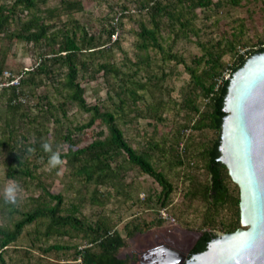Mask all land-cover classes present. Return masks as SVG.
Instances as JSON below:
<instances>
[{"label": "trees", "instance_id": "1", "mask_svg": "<svg viewBox=\"0 0 264 264\" xmlns=\"http://www.w3.org/2000/svg\"><path fill=\"white\" fill-rule=\"evenodd\" d=\"M49 1L0 0V84L6 70L8 48L3 45L5 42H23L39 52L31 70H27L15 84L0 87V94L6 96L7 110L0 136V148L5 154V177L36 179L34 172L42 162L39 164L34 160L27 149L34 148L40 156L46 153L40 140L44 135L43 127L34 118L36 127L30 130L25 125L21 128L15 111L21 107L20 96L26 91L31 93L41 85H52L63 101L42 104L39 112L42 119L47 117V121L61 125L59 113L66 117L64 108L68 102L90 114L86 123L64 126L58 135L67 144L66 152L60 153L65 161L62 164L64 174L84 187L93 185L86 197L91 205L102 207L112 197V191L121 195V184L127 171L135 169L159 186L155 203L158 208H166L171 204L176 188L157 169L155 158L171 152L174 165L180 171L185 168L187 171L183 196L190 203L200 202L204 206L202 226L219 227L224 233L239 229V190L219 160L224 98L229 81L224 78V73L232 75L243 66L247 57L240 53L241 49L249 48L248 56L264 50L261 47L264 41V0H135L139 16L134 20L137 24L134 61L124 56L120 63L113 61L105 45L112 35L117 34L123 18L133 19L132 13L122 12L114 23L109 24L105 29L107 41L104 42L73 18L72 14L83 11L84 0H58L53 6L47 5ZM239 8H246V17L239 16L221 23L219 13L227 14ZM255 14L260 16L263 29L256 35L257 46L247 38L246 24L247 21L252 23ZM205 32L208 36L202 39ZM192 39L200 49L199 55L187 60L173 50L179 40ZM179 65L188 77L186 89L182 90L188 115L185 123L178 127L174 144L166 148L164 143L147 138L146 146H133L125 137L122 126L135 124L139 127V119L148 120L146 124L153 127L166 121L164 113L169 104L174 103L168 84L178 74L172 68ZM99 73H102L107 87L106 98L112 109L89 105L84 98L81 80H94ZM11 79L9 77L8 81ZM44 99L49 100L47 96ZM93 126L98 130L93 133L92 140L80 146L81 139H74L73 134L82 135ZM181 128L191 130L188 139L193 142L191 147L190 143L185 144L182 151L179 150ZM46 154L45 162L50 155ZM200 171L205 173V179L198 177ZM40 185L42 193L37 196V204L28 211L19 212L16 205L5 204L3 198L0 199V213H6L9 218L19 214L12 228L0 225V264H63L69 256L54 262L48 258L49 253L70 249L73 250L70 260L75 264H130L127 257L119 256L126 239L161 225L159 220L132 221L123 225L122 234L114 229L106 216L88 220L77 215L74 204L70 205L71 210L62 208V194H52L43 184ZM29 225L36 227L29 234V247L23 251L14 250L13 261L8 247ZM39 226L43 229L40 230ZM215 236L212 230L204 231L194 252L203 251ZM63 237L80 238L85 244L82 247L79 244H44L51 238ZM33 250L39 251V256L34 257Z\"/></svg>", "mask_w": 264, "mask_h": 264}, {"label": "rangeland", "instance_id": "2", "mask_svg": "<svg viewBox=\"0 0 264 264\" xmlns=\"http://www.w3.org/2000/svg\"><path fill=\"white\" fill-rule=\"evenodd\" d=\"M8 2L9 0H5ZM135 0H84V9L80 13H74L73 18L78 19L82 24L86 26L88 31L100 37L101 41H107V36L105 29L109 24L116 21L115 18L121 16L122 12H129L133 14V19L123 18L121 27H117V34L115 39L110 37L107 44L109 54L114 62L120 63L124 56H127L131 61H134V41L136 37L134 32L136 31L137 24L134 21L138 18ZM215 1V0H214ZM58 0H50L47 4L48 6H53L57 4ZM125 8V10H123ZM197 12H200L199 10ZM203 13L200 14L202 16ZM246 17V8L235 9L231 12L219 13L218 18H220L221 23L229 22L234 20L236 17ZM255 16V17H254ZM253 16L252 23L247 21V38L257 46V34H261L262 23L261 18L258 15ZM63 19L66 16L62 17ZM208 32L201 35L202 39L207 38ZM187 40H179L173 47V50L178 54L189 60L194 55L200 54V49L194 43ZM118 42V43H117ZM264 42V41H263ZM262 42V43H263ZM117 43V46L115 45ZM5 48H8L7 58H6V70L3 74V81L0 87H5L8 84H15L16 80L24 75L27 70H31L37 59L38 50L32 48L31 45H26L23 42H5ZM1 46V44H0ZM226 60L229 61L228 58ZM174 72H178L169 81L170 96L174 100V103H170L169 107L166 109L164 116L166 121L161 124L147 125L148 120L139 119V127L135 124L129 126H122L125 137L133 144V146L143 147L146 146L147 138H152L154 141L159 143H164L165 147L168 148L174 144V140L177 136V131L179 125L185 123L187 120L188 110L185 108L183 103V92L186 89L185 86L188 82L187 75L183 72L182 66L172 68ZM12 77V81H8V78ZM88 77V76H87ZM81 84L84 88V98L89 105L98 104L101 108L106 106L112 109L110 102L107 100V87L102 78V73L96 75V79L90 80L89 78H84L81 80ZM58 92V91H57ZM48 97V102L45 97ZM6 96L0 94V136L1 128L3 127L4 119L7 115ZM21 107L15 112V117L17 119V124H20L21 128L27 125V127L34 128L37 126L33 122L34 118H37L43 127L44 135L41 137V143L49 142L52 144L53 150H59L60 153L66 152L67 144L62 138H59L58 132L64 128V126H75L77 124L86 123L90 114L81 111L74 103L68 102L65 105L66 117H61V125H54L52 121L42 119L39 114L41 112L40 108L42 104H56L57 102H62L63 99L61 95L55 92L52 85L39 86L34 88L33 92H25L24 96H20ZM23 100V101H22ZM47 102V103H46ZM22 118L23 120H20ZM34 126V127H33ZM38 128V127H37ZM36 128V129H37ZM154 128V129H153ZM98 130L97 126H93L86 129L82 135L77 133L73 134L74 139H81L79 143L80 146L92 140V135ZM182 128L179 130L180 134ZM42 132V133H43ZM47 132V133H46ZM181 142L185 144L190 143L188 137L181 136ZM32 142V139L29 140ZM193 142L190 143V147ZM39 151L32 153L30 155L34 160L41 165L34 172L36 179H30L29 177H19L17 179H10L5 177V166H4V151L0 148V199L3 198V189L8 184L9 181H17L21 187L24 189L23 197L21 201L16 205L19 212H25L34 207L37 204V196L42 193L41 185L43 184L49 192L52 194H62L63 205L62 208L71 210L70 205H75L77 210V215L80 217H85L88 220H95L98 216H106L114 225L115 230L121 231L123 234V225L132 221L139 220H159L161 221L160 226H154L142 234L139 233L136 236H132L126 239L125 246L119 251V256L132 252V246L144 244L145 238L143 235L147 232H152V236L158 235L160 233H165L168 226L179 225L180 228H186L192 231H209L222 232L219 227L208 228L202 226V213L204 211V206L200 202L190 203L183 193L186 190L187 182L184 179V174L187 173L186 168L180 171V168L174 165L175 159L171 152H168L164 157L155 158V164L157 169L161 170L174 184L175 192L173 193V199L170 205L165 209L174 218V223L161 219L159 215V210L155 203L156 194L159 191V186L147 175H141L137 170L129 169L125 175V179L122 182V193L121 195L116 191H112V197L106 202L102 207H97L96 205H91L86 197L89 192L93 189V185L84 187L76 180L71 179L69 176L64 174V166L60 165L57 170L55 168H50L48 161H43L48 154L42 156L39 155ZM198 177L202 180L205 179V173L199 172ZM38 180V181H37ZM39 182H41L39 184ZM230 188H233V184H229ZM126 193V195H123ZM67 211V210H65ZM172 213L174 215H172ZM176 213V215H175ZM226 217V216H224ZM19 219V214L13 215L11 218L5 213H0V225L12 228L14 221ZM221 219L219 218L218 221ZM224 220V219H223ZM40 230L43 228L40 227ZM36 229L35 225L27 226L21 237L10 245L8 248L9 255L14 261V250L23 251L24 248L29 247L31 236L29 235ZM143 237H142V236ZM45 246L50 244H60L63 246H73L79 244V247L84 246L85 241H81L80 238H51L44 242ZM32 254L34 257L39 256V251L33 250ZM71 254L73 250H59L52 251L49 253V259L54 262L64 259L63 256H69L67 262H62L63 264H75L71 262ZM11 264H14L12 262Z\"/></svg>", "mask_w": 264, "mask_h": 264}, {"label": "water", "instance_id": "3", "mask_svg": "<svg viewBox=\"0 0 264 264\" xmlns=\"http://www.w3.org/2000/svg\"><path fill=\"white\" fill-rule=\"evenodd\" d=\"M220 131V158L239 190L240 228L216 234L203 251L160 246L138 264H264V50L229 78ZM195 241L201 231L179 229Z\"/></svg>", "mask_w": 264, "mask_h": 264}, {"label": "flooded vegetation", "instance_id": "4", "mask_svg": "<svg viewBox=\"0 0 264 264\" xmlns=\"http://www.w3.org/2000/svg\"><path fill=\"white\" fill-rule=\"evenodd\" d=\"M179 229L188 230L186 228H180L179 225L176 224V225L168 226L165 230V233L163 234L160 233L158 235L152 236L153 235L152 232H147L146 234L143 235L145 238L148 237L147 239H145L144 244L132 246L133 247L131 250L132 252L123 255V257L121 256L120 257L121 258L127 257L130 261V264H138L139 256L142 253L156 247L168 246L176 250H181L189 247L188 252L185 253L186 258H189L194 253H197L194 252V248L201 239L203 234L199 236L195 241H193L192 238L182 237L181 233L178 232ZM137 234L139 233H136L135 236Z\"/></svg>", "mask_w": 264, "mask_h": 264}, {"label": "clouds", "instance_id": "5", "mask_svg": "<svg viewBox=\"0 0 264 264\" xmlns=\"http://www.w3.org/2000/svg\"><path fill=\"white\" fill-rule=\"evenodd\" d=\"M42 149L44 152L49 153V160L48 164L50 168H56L62 164L65 163L60 157L59 150H53L52 144L49 142H44L41 144ZM29 153H34V148L27 149ZM24 189L21 187V185L15 181L11 180L8 182V184L3 189V200L5 204L8 205H17L22 197H23Z\"/></svg>", "mask_w": 264, "mask_h": 264}, {"label": "built area", "instance_id": "6", "mask_svg": "<svg viewBox=\"0 0 264 264\" xmlns=\"http://www.w3.org/2000/svg\"><path fill=\"white\" fill-rule=\"evenodd\" d=\"M111 37H112L113 39H115L116 35H112ZM261 47L264 48V42L261 44ZM249 51H250L249 48H244V49H241V50H240V53H241V54H244L245 57H249V56L247 55ZM230 76H231L230 73H228V72L224 73V78H225V79H229ZM190 132H191V130H190L189 128H185V129L182 130V135H183L184 137H188L189 134H190ZM183 147H184V143H183V142H180V143H179V150L182 151V150H183ZM159 215H160L161 219H163V220L169 222L170 224H173L174 221H175L174 218H173L170 214H168V212L166 211L165 208H162L161 210H159Z\"/></svg>", "mask_w": 264, "mask_h": 264}]
</instances>
